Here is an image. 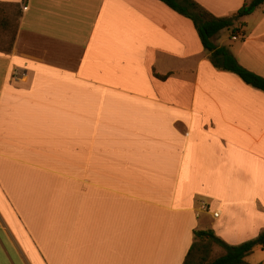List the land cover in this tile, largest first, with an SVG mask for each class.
Wrapping results in <instances>:
<instances>
[{"label":"crops","instance_id":"obj_1","mask_svg":"<svg viewBox=\"0 0 264 264\" xmlns=\"http://www.w3.org/2000/svg\"><path fill=\"white\" fill-rule=\"evenodd\" d=\"M194 1L232 16L245 0ZM0 5L17 23L0 50V264H182L194 230L236 245L264 229V92L216 69L189 18L160 0ZM235 25L213 42L264 77V3Z\"/></svg>","mask_w":264,"mask_h":264},{"label":"trees","instance_id":"obj_2","mask_svg":"<svg viewBox=\"0 0 264 264\" xmlns=\"http://www.w3.org/2000/svg\"><path fill=\"white\" fill-rule=\"evenodd\" d=\"M160 1L192 21L202 47L216 69L234 73L246 84L264 92V77L242 66L228 48L218 46L212 40V37L223 29L229 30L231 37L236 36L241 27L235 25L236 21L254 12L264 0H245L232 16H215L194 0ZM22 5L24 6V2ZM22 5L17 11V16L22 12ZM1 13L0 5V50L10 52L17 35V23L11 28L8 18L2 17ZM193 234L194 240L182 264H251L245 260V257L255 246H264V229L255 238L236 245L226 243L211 229H197ZM214 245L221 247L223 252L212 258Z\"/></svg>","mask_w":264,"mask_h":264},{"label":"rangeland","instance_id":"obj_3","mask_svg":"<svg viewBox=\"0 0 264 264\" xmlns=\"http://www.w3.org/2000/svg\"><path fill=\"white\" fill-rule=\"evenodd\" d=\"M222 252H223V249L221 247L214 245L212 253H211V257L212 258L216 257V256L220 255Z\"/></svg>","mask_w":264,"mask_h":264},{"label":"built area","instance_id":"obj_4","mask_svg":"<svg viewBox=\"0 0 264 264\" xmlns=\"http://www.w3.org/2000/svg\"><path fill=\"white\" fill-rule=\"evenodd\" d=\"M201 207H202L203 209H205V208H206V205L203 204ZM214 215L216 216V213H215Z\"/></svg>","mask_w":264,"mask_h":264}]
</instances>
